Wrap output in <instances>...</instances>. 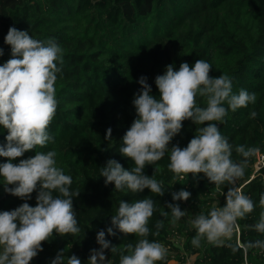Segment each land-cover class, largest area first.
I'll return each mask as SVG.
<instances>
[{"label": "trees", "instance_id": "obj_1", "mask_svg": "<svg viewBox=\"0 0 264 264\" xmlns=\"http://www.w3.org/2000/svg\"><path fill=\"white\" fill-rule=\"evenodd\" d=\"M13 26L28 31L34 39L54 38L63 49V64H57L61 72L55 84L58 107L48 128L54 142L36 151H56V166L72 177L70 188L80 192L73 200L80 233H54L42 243L43 251L30 264H51L62 250L65 264L73 254L81 264H88L91 250L99 245L96 236L100 230H105L106 240L117 248L115 253L106 249L109 264H119L124 246L135 245L140 237L118 229H114L115 236H109L106 229L120 201L132 203L144 198L155 203L147 239L167 249L165 260L157 264H264V250H245L242 246L264 240V234L254 229L264 211L259 204L264 194V170L251 179L257 153L247 159L244 175L234 185L226 183L217 188L203 173L195 178L189 174L177 182L168 168L169 150L156 164L144 168L145 175L163 182V196L149 189L141 193L117 191L114 184L105 185L100 175L109 159L126 170L134 167V162L119 151L123 136L137 118L133 100L142 90L140 77L147 78L151 94L159 98L156 76L164 74L170 64L178 71L181 63L192 67L198 59L212 65L210 76H230L234 93L245 89L256 94L254 104L234 113L229 110L218 125L233 145V161L244 159L235 151L239 145L264 151V0H0V65L11 58V48L4 38ZM197 100L204 106L202 98ZM252 111L257 113L254 119L250 118ZM196 127L191 120L183 121L181 132L169 148L186 147ZM109 128L112 139L107 140ZM6 136L7 130L0 126V145L6 144ZM34 156L35 150L28 151L13 163ZM5 162L6 158L0 157V164ZM3 181L0 177V183ZM232 187L254 202L253 212L238 220V229L222 245L204 240L200 247L193 246L196 230L191 221L214 207H223ZM182 189L191 193L190 198L173 201L172 193ZM33 193L29 200L35 206ZM23 201L0 189V211H9ZM169 203L178 204L187 214L172 223ZM161 211L169 212V216L162 217ZM161 219L164 227L159 235H153ZM228 245L237 250L233 252Z\"/></svg>", "mask_w": 264, "mask_h": 264}, {"label": "clouds", "instance_id": "obj_2", "mask_svg": "<svg viewBox=\"0 0 264 264\" xmlns=\"http://www.w3.org/2000/svg\"><path fill=\"white\" fill-rule=\"evenodd\" d=\"M4 42L11 48V58L0 65V126L7 130L6 144L0 145V157L6 158L7 162L0 164V177L7 194L27 201L37 189L38 193L35 206L25 202L14 210L0 211V264H30L43 251L42 243L49 241L54 233L75 236L81 231L73 208V197H79L80 192L70 191L72 177L56 166V151H36L38 147L54 142L48 128L58 107L55 84L61 68L57 64H63L64 53L54 38L34 39L28 31L14 26L9 28ZM2 55L3 49H0ZM211 69L212 65L203 59H198L192 67L186 62L181 63L178 71L171 64L166 66L165 73L155 78L159 98L151 94L147 78L140 77L138 83L142 90L133 100L137 118L123 136L119 151L134 162V167L126 170L115 159H109L100 173L105 178V185L114 184L115 190L132 193L149 189L151 193L163 196V182L153 175H145L144 168L156 164L169 150L168 168L177 182L185 180L189 174L195 178L203 173L219 188L226 183L234 185L243 177L247 159L258 149L236 146L235 151L244 159L239 163L233 161V145L221 134L218 125L225 121L229 110L234 113L246 108L254 104L257 97L245 89L234 93L231 77L225 74L212 77ZM198 97L204 100V106L198 103ZM256 115L252 111L250 118L254 119ZM185 120H191L197 126L194 137L184 148L179 145L169 148ZM105 139H112L111 128L107 129ZM32 150H35L34 157L13 163ZM53 192L58 195L54 196ZM190 196L191 193L183 189L172 193L173 201H187ZM259 204L264 207V194ZM167 208L172 223L187 214L178 204L169 203ZM254 208V202L240 189L229 188L223 207H214L191 221L196 230L192 245L200 247L204 240L222 245L238 229V220L252 213ZM154 211L155 203L150 198L132 203L120 201L117 213L111 216V226L106 229L107 235L115 236L114 229H118L140 239L135 245L124 246L119 264H157L165 260V246L147 239L150 234L148 223ZM160 215L167 218L169 212L161 211ZM163 227L164 220H158L157 231L152 234L159 235ZM254 229L264 234V211ZM105 236V230L97 233L100 248L91 250L88 264H97L98 259L103 262L106 249L111 248L112 253L117 251ZM242 246L245 250H264V240ZM236 250L232 247L233 252ZM51 264H65L63 250ZM67 264H81V260L73 254L67 258Z\"/></svg>", "mask_w": 264, "mask_h": 264}, {"label": "built area", "instance_id": "obj_3", "mask_svg": "<svg viewBox=\"0 0 264 264\" xmlns=\"http://www.w3.org/2000/svg\"><path fill=\"white\" fill-rule=\"evenodd\" d=\"M263 170H264V151L257 152L256 154V159L253 165V174H252L251 179L262 174Z\"/></svg>", "mask_w": 264, "mask_h": 264}, {"label": "rangeland", "instance_id": "obj_4", "mask_svg": "<svg viewBox=\"0 0 264 264\" xmlns=\"http://www.w3.org/2000/svg\"><path fill=\"white\" fill-rule=\"evenodd\" d=\"M4 181L2 182V183H0V189L2 188L3 190H4ZM9 187H11V185H9ZM70 191H74L72 188H70ZM6 193V192H5ZM37 193L38 192H34L33 193V196H37ZM53 195L54 196H56V195H58V193L57 192H53ZM73 200H74V197H73ZM25 202H27V203H29V205L30 206H33V203L30 201V200H27V201H23V202H21L19 205H17V206H14V207H12L11 208V210H14L15 208H17L18 206H20L21 204H23V203H25ZM171 264H177L176 262H171Z\"/></svg>", "mask_w": 264, "mask_h": 264}, {"label": "water", "instance_id": "obj_5", "mask_svg": "<svg viewBox=\"0 0 264 264\" xmlns=\"http://www.w3.org/2000/svg\"><path fill=\"white\" fill-rule=\"evenodd\" d=\"M240 245H242L241 242H240ZM99 248H100V245H98L96 249L99 250ZM105 251H106V250H104L105 260H104L103 262H101V261H99V259H98L97 264H108L109 261H108V257H107L106 254H105Z\"/></svg>", "mask_w": 264, "mask_h": 264}]
</instances>
